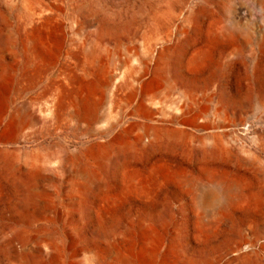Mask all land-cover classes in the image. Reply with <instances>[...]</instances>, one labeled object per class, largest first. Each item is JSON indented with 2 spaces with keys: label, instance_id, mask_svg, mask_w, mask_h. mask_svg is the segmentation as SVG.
Instances as JSON below:
<instances>
[{
  "label": "rangeland",
  "instance_id": "374dc122",
  "mask_svg": "<svg viewBox=\"0 0 264 264\" xmlns=\"http://www.w3.org/2000/svg\"><path fill=\"white\" fill-rule=\"evenodd\" d=\"M239 256L264 264V0H0V264Z\"/></svg>",
  "mask_w": 264,
  "mask_h": 264
},
{
  "label": "bare ground",
  "instance_id": "6f19581e",
  "mask_svg": "<svg viewBox=\"0 0 264 264\" xmlns=\"http://www.w3.org/2000/svg\"><path fill=\"white\" fill-rule=\"evenodd\" d=\"M261 10V9H260ZM218 36H225V37H230L231 35H232V32H231V29L230 28H225L224 30H222L221 31V33H218L217 34ZM164 56L162 55L160 58L162 59ZM147 136H149L148 135V133H147V131H145L144 132V137H147ZM178 136H179V133H177V131H175V130H173V131H169V133H165V137L166 138H168V139H178ZM158 138V136L156 135L155 136V138H154V141H156V139ZM158 140V139H157ZM153 141V142H154ZM157 142V141H156ZM221 147V146H220ZM225 149V148H224ZM207 153V152H206ZM209 155V154H208ZM205 157V156H204ZM28 164V163H27ZM13 171L14 170H12V168L11 167H6L5 168V171H4V174H6V175H14V173H13ZM32 171V170H31ZM35 172V171H34ZM33 173V172H32ZM33 175H35V173H33ZM219 182L220 183H226V184H228V186H229V188H230V190L228 191V193H229V195L227 194L226 195V197H227V199H228V201H234V200H239V196H240V188H239V186L236 184V183H234V182H226L225 180H219ZM30 184V183H29ZM14 186L16 187V188H18V189H20L19 187L21 186V184L18 182V181H16L15 183H14ZM23 189H24V187H23ZM31 189V188H30ZM29 189V190H30ZM25 190V189H24ZM27 190V189H26ZM32 191H34V190H32ZM29 193V192H28ZM33 194V193H32ZM234 194H235V197H234ZM26 195V194H25ZM34 195V194H33ZM27 196H28V194H27ZM27 196H26V198H27ZM29 196H31L30 194H29ZM28 196V197H29ZM33 197V196H32ZM31 197V198H32ZM29 201V200H28ZM218 216V215H217ZM14 247V246H13ZM10 252H11V250H10ZM17 251L16 250H14V252L13 253H16ZM245 256V255H244ZM245 258H247V257H245ZM244 257H238L237 259H236V261H238V262H240L241 264L242 263H244L245 264V262H246V259H245ZM248 260V259H247ZM258 261V260H257ZM23 262V260H21V263L20 264H23L22 263ZM260 262V261H259ZM34 264V263H33ZM251 264V263H250ZM255 264H256V262H255Z\"/></svg>",
  "mask_w": 264,
  "mask_h": 264
}]
</instances>
